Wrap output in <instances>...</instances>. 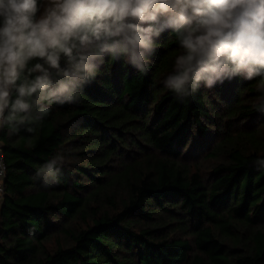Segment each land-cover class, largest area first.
I'll use <instances>...</instances> for the list:
<instances>
[{
  "label": "trees",
  "instance_id": "1",
  "mask_svg": "<svg viewBox=\"0 0 264 264\" xmlns=\"http://www.w3.org/2000/svg\"><path fill=\"white\" fill-rule=\"evenodd\" d=\"M147 73L106 64L34 132H1L7 164L0 264H264V112L255 81L178 99ZM67 149L58 182L36 169Z\"/></svg>",
  "mask_w": 264,
  "mask_h": 264
},
{
  "label": "clouds",
  "instance_id": "2",
  "mask_svg": "<svg viewBox=\"0 0 264 264\" xmlns=\"http://www.w3.org/2000/svg\"><path fill=\"white\" fill-rule=\"evenodd\" d=\"M165 33L178 51L164 88L183 99L255 81L264 112V0H0V132H34L54 106L78 103L106 64L147 73ZM66 156L57 150L36 176L58 182Z\"/></svg>",
  "mask_w": 264,
  "mask_h": 264
},
{
  "label": "built area",
  "instance_id": "3",
  "mask_svg": "<svg viewBox=\"0 0 264 264\" xmlns=\"http://www.w3.org/2000/svg\"><path fill=\"white\" fill-rule=\"evenodd\" d=\"M7 176V164L5 160V154L3 149V143L1 140L0 132V205L5 197V180Z\"/></svg>",
  "mask_w": 264,
  "mask_h": 264
}]
</instances>
